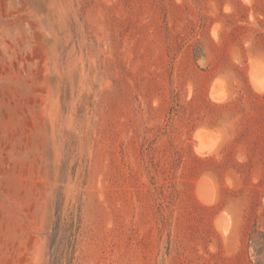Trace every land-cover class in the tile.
I'll list each match as a JSON object with an SVG mask.
<instances>
[{"label":"rangeland","instance_id":"obj_1","mask_svg":"<svg viewBox=\"0 0 264 264\" xmlns=\"http://www.w3.org/2000/svg\"><path fill=\"white\" fill-rule=\"evenodd\" d=\"M0 264H264V0H0Z\"/></svg>","mask_w":264,"mask_h":264},{"label":"bare ground","instance_id":"obj_2","mask_svg":"<svg viewBox=\"0 0 264 264\" xmlns=\"http://www.w3.org/2000/svg\"><path fill=\"white\" fill-rule=\"evenodd\" d=\"M204 178V177H203ZM203 182V181H202ZM207 182V181H206ZM208 183V182H207ZM202 185H203V183H202ZM200 188V187H199ZM202 188H204V187H202ZM197 190V189H196ZM198 191V195H199V197L203 200L204 199V201L207 199V196L205 197V191L204 190H197ZM197 193V192H196ZM208 194H209V192H208ZM206 198V199H205ZM209 198V197H208ZM207 201V200H206ZM227 217H229V215H227ZM228 219H230V218H228ZM223 220H225V218L223 219ZM222 220V221H223ZM223 223H225L224 221H223ZM227 223V222H226ZM229 226V225H228ZM220 229V228H219ZM224 230V229H223ZM220 231V230H219Z\"/></svg>","mask_w":264,"mask_h":264}]
</instances>
